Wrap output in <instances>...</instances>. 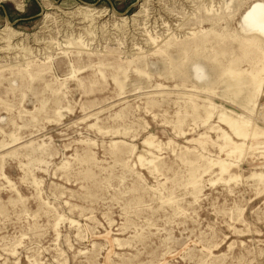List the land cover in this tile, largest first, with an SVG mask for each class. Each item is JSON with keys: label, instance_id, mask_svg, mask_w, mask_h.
<instances>
[{"label": "rangeland", "instance_id": "rangeland-1", "mask_svg": "<svg viewBox=\"0 0 264 264\" xmlns=\"http://www.w3.org/2000/svg\"><path fill=\"white\" fill-rule=\"evenodd\" d=\"M261 3L1 0L0 264H264Z\"/></svg>", "mask_w": 264, "mask_h": 264}, {"label": "bare ground", "instance_id": "bare-ground-1", "mask_svg": "<svg viewBox=\"0 0 264 264\" xmlns=\"http://www.w3.org/2000/svg\"><path fill=\"white\" fill-rule=\"evenodd\" d=\"M1 1V0H0ZM42 1H46L48 2L49 0H42ZM256 3V2H255ZM260 3V2H259ZM47 10H50V5L48 4L47 5ZM253 11V9H252ZM248 12H251L248 11ZM247 12V13H248ZM69 15H72L73 18H75L74 20H78V23L77 24H89V25H93L95 24V20L96 18L93 17V14H97V17L98 16H105V13L106 11H95V10H92L91 8H88V7H78L76 8L75 10L73 11H70V12H67ZM107 15V14H106ZM47 14H45L44 17H46ZM246 16V15H245ZM244 16V17H245ZM247 19V18H246ZM80 20V21H79ZM126 20L125 18H121V21H124ZM243 20V19H242ZM252 21V24L254 25V29L253 31L249 34L251 36V39H253L254 41H256L257 43L259 44H264V4L261 3L259 4L258 6L255 7V13L251 16V19ZM245 21V19H244ZM248 21V20H247ZM246 23V22H245ZM248 23V22H247ZM250 24V23H249ZM248 24V25H249ZM247 26V24H245ZM249 27V26H247ZM241 29V28H240ZM3 32H6V36H4L6 38V43H7V47L9 46L8 43L9 41L16 37L18 34L16 32H14L12 29H10L7 25L4 26V28L2 29ZM250 32V30H248ZM240 33H245V31H240ZM192 35V34H191ZM1 41V40H0ZM12 41V40H11ZM38 40H35L36 44L38 43L37 42ZM4 42V41H3ZM11 43V42H10ZM5 50V49H4ZM195 61H198L197 59L194 60L193 62ZM199 62V61H198ZM191 63V62H190ZM193 68L194 70L197 72L195 73V77L197 80H200L203 76H204V73L202 72V68L200 66H197V64H193ZM204 68V67H203ZM189 70V69H188ZM199 71V72H198ZM262 74V73H261ZM263 80V79H262ZM261 80V82H263ZM205 82V81H204ZM208 82V81H207ZM259 83V82H258ZM203 86V85H202ZM241 86V84H234V85H227V89H231L233 91H236L239 87ZM259 86V85H258ZM258 91V90H257ZM215 108V107H214ZM215 110V109H214ZM220 116V115H219ZM241 117V116H239ZM242 118V117H241ZM223 121H225L226 125L228 127H230V129L232 130L234 136L236 138H245V133H244V130H241L240 127H238L235 123H233L232 121H230V119H223ZM249 121V120H248ZM247 122V121H246ZM241 125V124H240ZM250 126V125H248ZM243 127V126H242ZM245 127V126H244ZM243 127V128H244ZM248 129V128H247ZM254 129V128H253ZM256 129V127H255ZM263 130V129H261ZM258 131V130H257ZM222 132V131H221ZM264 132V130L262 131ZM254 133V132H253ZM225 134V133H224ZM259 133H257L258 135ZM256 135V136H257ZM248 136V135H247ZM253 136V135H252ZM255 137V135H254ZM224 140L226 141H230L236 149H239L241 147V144H235L231 141V139L227 136H224ZM245 146V145H244ZM222 148V147H221ZM260 148V147H259ZM226 149V148H225ZM244 149V148H243ZM258 149V148H257ZM251 150V149H250ZM254 150V149H253ZM231 150H229L228 152H230ZM251 152V151H250ZM235 154V153H234ZM242 155V153H241ZM228 156V155H227ZM231 159V158H230ZM228 165V164H227ZM215 166H217V164H215ZM225 172V171H223ZM258 177L260 178V176L258 175Z\"/></svg>", "mask_w": 264, "mask_h": 264}]
</instances>
